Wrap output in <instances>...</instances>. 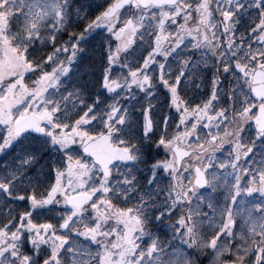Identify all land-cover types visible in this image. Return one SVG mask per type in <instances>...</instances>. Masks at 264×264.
<instances>
[{
    "label": "snow or ice",
    "instance_id": "obj_1",
    "mask_svg": "<svg viewBox=\"0 0 264 264\" xmlns=\"http://www.w3.org/2000/svg\"><path fill=\"white\" fill-rule=\"evenodd\" d=\"M0 264H264V0H0Z\"/></svg>",
    "mask_w": 264,
    "mask_h": 264
}]
</instances>
